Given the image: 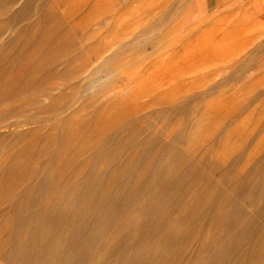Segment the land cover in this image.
<instances>
[{
    "label": "rangeland",
    "instance_id": "rangeland-1",
    "mask_svg": "<svg viewBox=\"0 0 264 264\" xmlns=\"http://www.w3.org/2000/svg\"><path fill=\"white\" fill-rule=\"evenodd\" d=\"M203 1L47 0L42 11L54 12L52 19L39 22L41 10L30 13L38 43L29 46L20 40L11 45L12 51L5 43L0 47V64L7 67L0 72L1 209L8 197L46 172L55 181L68 174L78 182V174L93 166L90 160L102 140L112 139L94 161V168L107 173L104 185L110 183L108 172L115 165L111 153L118 147L119 162L145 152L122 179L138 178L147 187L157 167L168 163L179 147L195 154L190 161L202 175H188L186 181L197 190L180 189L176 197L184 195L193 203L197 195H210L204 240H215L220 247L229 236L230 217L217 203L222 196H242L233 193L234 176L250 183L264 179V0L202 16ZM64 71L76 74L62 78ZM82 82L91 86L79 90ZM51 86L59 88L50 99L22 92ZM17 90L22 97L10 101L7 96ZM33 99L43 107L51 105V99L63 105L46 118L25 123L23 116L35 109L24 105ZM20 107L22 112L8 119L4 115ZM17 120L20 126L12 127ZM53 140L64 141V153ZM44 148L59 153L54 160H60L59 170H42L47 152L43 160L37 159ZM214 162L216 172L210 168ZM214 185L215 192H209ZM249 195L241 208L256 228L240 255H246L264 231V196L258 188ZM10 225L8 215L0 214V250ZM180 249L185 250L183 244H176L174 251ZM186 249L185 256L193 255L192 260L182 264H196L194 245ZM232 257L221 264H233ZM207 258V252L200 254L203 263Z\"/></svg>",
    "mask_w": 264,
    "mask_h": 264
},
{
    "label": "bare ground",
    "instance_id": "bare-ground-1",
    "mask_svg": "<svg viewBox=\"0 0 264 264\" xmlns=\"http://www.w3.org/2000/svg\"><path fill=\"white\" fill-rule=\"evenodd\" d=\"M46 2L47 0H0V47L14 45L20 40L29 46L37 44L39 38L30 25L34 15L32 17L30 13L41 10L38 14L39 22L52 19L54 12L42 11ZM23 22L22 26H18ZM12 50L11 46L9 51ZM103 62L104 60L97 64L96 68ZM42 66L40 64L39 69ZM4 71H7V67L0 64V72ZM74 74L75 71H64L59 76L67 78ZM82 84L83 82L79 85V90L84 86H91V82L84 86ZM54 86L37 89L30 87L22 92L27 95L34 93L36 96H48L50 99L52 92L59 88ZM20 92L13 91L6 96L10 101L18 100L22 97ZM61 105L63 104H57L55 100L52 102V99L48 107H43L37 99L28 101L24 106H31L35 112L29 113L30 116H23L24 122L46 118L50 111L54 112V108L61 109ZM22 108L24 109L20 107L8 110L4 115L8 119L15 113L22 112ZM20 123L17 120L12 127L17 128ZM4 125L7 127L6 122ZM111 140L105 139L96 145L97 154L90 160L93 166L89 171L78 174V182L71 181L68 174H62V180L55 181L54 175L45 170L53 166L54 170L60 169V160L54 164L59 153L45 148L39 151L38 161L40 158L43 160L45 152L48 154V159L41 165L47 174L44 173L37 182L24 185L5 200L4 208H0V214L8 215L11 221L9 238L0 250L1 264H182L185 260H192L193 255L185 256L189 244H193L196 250V264H221L229 254L233 256V264H264V231L259 242L246 248V255L238 253L247 246L256 228V223L243 213L241 204L250 200L249 194L255 188L264 196L263 178L254 183L241 175L232 178L235 182L233 193L242 196L238 200L222 196L218 201V206L226 207V215L230 217V221L227 224L229 236L216 248L215 240H204L203 218L206 215L205 204L211 200L210 195H197L193 203H189L184 195L176 197L180 189L184 193L197 190V185L186 181V177L192 174L201 178L198 165H193L190 161L195 154H186L183 148L175 149L171 154L172 159L157 167V174L147 187L138 178L128 181L122 179L124 174L135 169L137 158L145 152L128 155L124 161L119 162L118 147L111 153L110 160L115 165L108 172L110 183L104 185L107 173L94 168V161L99 159L104 146ZM53 142L60 148V153H64V141ZM210 168L215 172L219 170L215 162L211 163ZM258 171L263 173L261 168ZM7 174L12 177L13 172ZM206 186L207 184L204 187ZM208 190L215 192L216 186H211ZM141 198L144 200L143 204L140 203ZM181 212H184V216L179 218ZM194 226L197 227L195 232L189 228ZM178 243H182L185 250L175 252L174 247ZM202 252L208 253V260L204 263L200 259Z\"/></svg>",
    "mask_w": 264,
    "mask_h": 264
},
{
    "label": "crops",
    "instance_id": "crops-1",
    "mask_svg": "<svg viewBox=\"0 0 264 264\" xmlns=\"http://www.w3.org/2000/svg\"><path fill=\"white\" fill-rule=\"evenodd\" d=\"M248 1L260 2L262 0H204L201 4L202 16L211 14L220 15Z\"/></svg>",
    "mask_w": 264,
    "mask_h": 264
}]
</instances>
